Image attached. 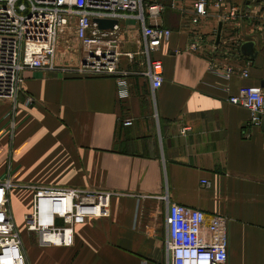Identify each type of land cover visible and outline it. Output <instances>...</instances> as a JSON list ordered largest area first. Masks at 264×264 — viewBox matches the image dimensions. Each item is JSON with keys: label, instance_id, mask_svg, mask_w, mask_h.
<instances>
[{"label": "crops", "instance_id": "1", "mask_svg": "<svg viewBox=\"0 0 264 264\" xmlns=\"http://www.w3.org/2000/svg\"><path fill=\"white\" fill-rule=\"evenodd\" d=\"M206 9L191 24L164 6L158 22L171 33L148 51L161 62L155 88L140 24L125 17L117 77L26 67L15 101L0 99V180L12 183L11 218L23 221L31 185L111 191L108 215L75 224L70 244L40 243L25 231L26 264H169L168 201L199 208L204 222L213 214L226 218L227 253L219 264H264V134L247 107L227 99L264 77V0H209ZM191 29L200 34L201 52L188 49ZM247 40L253 57L239 49Z\"/></svg>", "mask_w": 264, "mask_h": 264}, {"label": "built area", "instance_id": "2", "mask_svg": "<svg viewBox=\"0 0 264 264\" xmlns=\"http://www.w3.org/2000/svg\"><path fill=\"white\" fill-rule=\"evenodd\" d=\"M188 1V9H185ZM209 0H0V99L15 101L21 71L26 67L54 69L53 47L62 26L71 20L74 35L82 44L76 64L61 66L78 74L116 75L119 45V20L133 17L139 24L147 54L146 73L151 88L162 80L161 62L150 57L168 39L171 29L158 22L165 5L186 15L191 24L199 22L207 12ZM222 0H210L214 4ZM235 15V13H234ZM92 17L115 18L111 27H98ZM188 49L201 52L199 32L191 29ZM211 46H216L212 39ZM39 59L42 64H39ZM230 67L223 68L227 76ZM246 75V69H242ZM121 93L124 82L118 80ZM229 102L249 109V121L259 124L264 111V91L259 86L240 85L227 96ZM26 103L30 98H26ZM14 106V104H13ZM129 120H125L128 122ZM201 182L207 183L201 179ZM8 178L0 180V264H26L21 239L15 229L7 203ZM30 209L23 213L26 230L35 233L45 244L67 245L72 242L73 227L89 217L107 216L111 191L79 186L31 185ZM164 246L169 264H219L226 259V218L213 214L203 221L199 208L168 201L165 212Z\"/></svg>", "mask_w": 264, "mask_h": 264}, {"label": "rangeland", "instance_id": "3", "mask_svg": "<svg viewBox=\"0 0 264 264\" xmlns=\"http://www.w3.org/2000/svg\"><path fill=\"white\" fill-rule=\"evenodd\" d=\"M73 24L74 22L71 20L67 25L62 26L55 37V42L53 47L54 64H52L54 66L57 67L67 66V65L72 66L73 64H76V58L82 52V44L80 40L74 35L73 32ZM38 63L42 64V60L39 59ZM22 203H24V201H22ZM12 218H13L12 220H14L15 222L14 224L15 229L17 230L22 242L25 231H28L29 233L35 235L33 231L26 230L24 228L25 226L23 221L18 220L15 214H13Z\"/></svg>", "mask_w": 264, "mask_h": 264}, {"label": "water", "instance_id": "4", "mask_svg": "<svg viewBox=\"0 0 264 264\" xmlns=\"http://www.w3.org/2000/svg\"><path fill=\"white\" fill-rule=\"evenodd\" d=\"M91 19L96 22V25L98 27H111L112 24L114 22H116L115 18L92 17ZM219 28H220V22H218L217 27H216L215 38H214L215 42H217V40H218ZM239 49L243 54H246V55L251 56V57H253L255 54V49L253 46V42L251 40L243 41L240 44ZM259 86L264 88V77L259 80ZM259 127L264 134V111L260 115Z\"/></svg>", "mask_w": 264, "mask_h": 264}]
</instances>
